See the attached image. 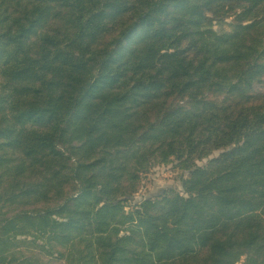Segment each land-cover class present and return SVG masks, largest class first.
I'll use <instances>...</instances> for the list:
<instances>
[{
    "label": "trees",
    "instance_id": "16d2710c",
    "mask_svg": "<svg viewBox=\"0 0 264 264\" xmlns=\"http://www.w3.org/2000/svg\"><path fill=\"white\" fill-rule=\"evenodd\" d=\"M173 162L182 192L134 203ZM240 262L264 264V0H0V264Z\"/></svg>",
    "mask_w": 264,
    "mask_h": 264
},
{
    "label": "rangeland",
    "instance_id": "374dc122",
    "mask_svg": "<svg viewBox=\"0 0 264 264\" xmlns=\"http://www.w3.org/2000/svg\"><path fill=\"white\" fill-rule=\"evenodd\" d=\"M226 23H229V20H226ZM222 27L225 30H230V27L226 24ZM220 153L221 151L214 152L208 158L203 159L199 165H206L210 159L217 157ZM187 173V171L180 167L178 168L176 162L168 165H154L148 174H146V177H144L141 190L134 196L133 202L138 203L143 198L161 193L165 188H172L173 190L182 192L180 181L182 178L186 177ZM130 207L131 206L127 207L126 210L130 209Z\"/></svg>",
    "mask_w": 264,
    "mask_h": 264
}]
</instances>
